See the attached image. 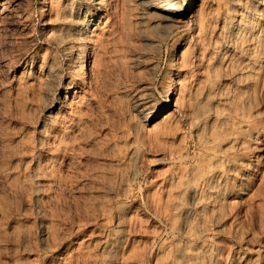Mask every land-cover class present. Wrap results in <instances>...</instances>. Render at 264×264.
I'll return each mask as SVG.
<instances>
[{
	"label": "rangeland",
	"instance_id": "374dc122",
	"mask_svg": "<svg viewBox=\"0 0 264 264\" xmlns=\"http://www.w3.org/2000/svg\"><path fill=\"white\" fill-rule=\"evenodd\" d=\"M153 1L0 0V264H264V49Z\"/></svg>",
	"mask_w": 264,
	"mask_h": 264
},
{
	"label": "bare ground",
	"instance_id": "6f19581e",
	"mask_svg": "<svg viewBox=\"0 0 264 264\" xmlns=\"http://www.w3.org/2000/svg\"><path fill=\"white\" fill-rule=\"evenodd\" d=\"M106 0H100V5ZM234 7L233 10L229 11L230 23L226 27V33L233 38L237 44L247 45L251 42H255L259 48L264 49V11L258 10V7L264 8V0H257L253 3V0H233ZM147 6L150 9H154L163 13L162 20L164 23L175 24V25H186L189 23L187 18H191V15L195 12V4L193 0H186L184 6L176 3L175 0H165L164 2L153 1L147 2ZM75 27H78L77 24H74ZM76 46L80 49L86 48L87 45L80 44L76 42ZM90 56L89 52H86L84 55H80L75 60V65L82 69L83 75L87 74L88 64ZM252 64L249 65V70H255L256 59ZM176 87L171 91L172 96H176L177 92ZM148 102L141 100L140 105H142L145 110L149 111L148 114L143 119L144 125L147 127L151 125L158 117H164L167 112L174 107V103L171 101H166V103L155 112V109H150ZM242 118H245V114H241ZM229 130H237L235 126L231 125ZM238 134V133H237ZM233 143L238 142V138L235 137L232 140ZM217 151L221 150V146H216ZM211 168L204 176V182L209 185L213 178V171L216 169L217 164L213 163L210 166ZM213 170V171H212Z\"/></svg>",
	"mask_w": 264,
	"mask_h": 264
}]
</instances>
